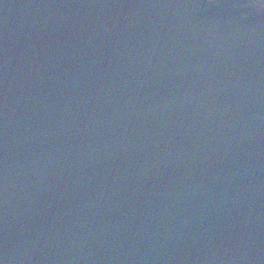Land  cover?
<instances>
[{
  "label": "water",
  "instance_id": "water-1",
  "mask_svg": "<svg viewBox=\"0 0 264 264\" xmlns=\"http://www.w3.org/2000/svg\"><path fill=\"white\" fill-rule=\"evenodd\" d=\"M0 264H264V0H0Z\"/></svg>",
  "mask_w": 264,
  "mask_h": 264
}]
</instances>
